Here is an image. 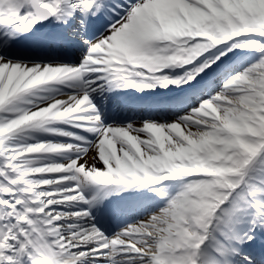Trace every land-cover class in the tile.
Returning <instances> with one entry per match:
<instances>
[{"label":"snow or ice","instance_id":"1","mask_svg":"<svg viewBox=\"0 0 264 264\" xmlns=\"http://www.w3.org/2000/svg\"><path fill=\"white\" fill-rule=\"evenodd\" d=\"M0 264H264V0H0Z\"/></svg>","mask_w":264,"mask_h":264},{"label":"bare ground","instance_id":"2","mask_svg":"<svg viewBox=\"0 0 264 264\" xmlns=\"http://www.w3.org/2000/svg\"><path fill=\"white\" fill-rule=\"evenodd\" d=\"M89 162L91 163V160Z\"/></svg>","mask_w":264,"mask_h":264}]
</instances>
